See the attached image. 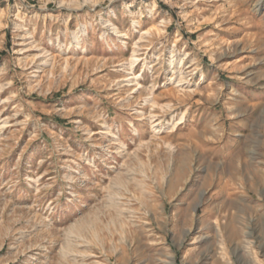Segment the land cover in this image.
<instances>
[{
    "label": "rangeland",
    "instance_id": "1",
    "mask_svg": "<svg viewBox=\"0 0 264 264\" xmlns=\"http://www.w3.org/2000/svg\"><path fill=\"white\" fill-rule=\"evenodd\" d=\"M0 264H264V0H0Z\"/></svg>",
    "mask_w": 264,
    "mask_h": 264
},
{
    "label": "bare ground",
    "instance_id": "2",
    "mask_svg": "<svg viewBox=\"0 0 264 264\" xmlns=\"http://www.w3.org/2000/svg\"><path fill=\"white\" fill-rule=\"evenodd\" d=\"M107 25L109 26V27H113V24H112V22L111 21H108L107 22ZM134 43H136V41H134ZM137 48V47H136ZM179 124V123H178ZM176 125V124H175Z\"/></svg>",
    "mask_w": 264,
    "mask_h": 264
}]
</instances>
